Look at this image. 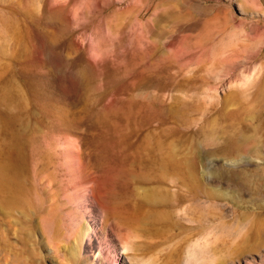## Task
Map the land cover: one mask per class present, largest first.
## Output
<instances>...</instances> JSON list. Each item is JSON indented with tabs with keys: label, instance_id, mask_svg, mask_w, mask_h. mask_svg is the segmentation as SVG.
Returning <instances> with one entry per match:
<instances>
[{
	"label": "rangeland",
	"instance_id": "1",
	"mask_svg": "<svg viewBox=\"0 0 264 264\" xmlns=\"http://www.w3.org/2000/svg\"><path fill=\"white\" fill-rule=\"evenodd\" d=\"M72 140L134 218L120 263L264 264V0H0V264H94L70 238Z\"/></svg>",
	"mask_w": 264,
	"mask_h": 264
},
{
	"label": "bare ground",
	"instance_id": "2",
	"mask_svg": "<svg viewBox=\"0 0 264 264\" xmlns=\"http://www.w3.org/2000/svg\"><path fill=\"white\" fill-rule=\"evenodd\" d=\"M91 55H92L91 56L92 57V59H91L92 62H94V61L97 62L98 60H96V59H98V57L94 53V51H93V53ZM151 109H153V108H151ZM154 110H155V108H154ZM148 112L150 113V111H148ZM149 113H147V114H149ZM151 113H150V116H151ZM156 113L153 112V114H156L155 116L159 115L158 114V111ZM159 116H162V115H159ZM146 117H148V116H146ZM59 118H60V115H59ZM62 119H63V117L61 118V120ZM154 119H156V118H154ZM59 120H57V121H59ZM61 120H60V122H61ZM145 120H146L145 122H147L148 119L146 118ZM150 120H151V117H150ZM72 121L73 120H71V123H72ZM155 121H158V120H155ZM65 122L68 123L67 121H65ZM152 122H153V120H152ZM66 123H64V124H66ZM61 125H63V124H61ZM67 125L65 126L66 128L68 127ZM67 129H69V128H67ZM108 134H110V133H108ZM76 141L78 142V140H75V142L72 140L71 142H69L67 144V148H66L67 150H65L66 151V156H65V160H64L65 161L64 164L66 165V168H67V171H68V174H69L68 177L70 178V181L68 180L69 181V183L67 185L68 188H66V192H65V195H64L65 201L68 203V205H70L71 207L75 208L76 212H74V213L75 214L76 213L78 214L77 217H75V220L73 219L77 223L75 222L76 223V226L74 227L75 229H74L73 233L70 235V238H72V240H73L72 243L74 245L73 252H75L76 255L79 256V258H83L84 260H91L92 263H94V264H122V263H120V261H121L120 260L121 250H125L126 251V250H131V248H132V246L128 247V244H129L128 242L129 241L127 242V240L125 238L127 235L125 236V234H126V231L128 232V229L131 228L130 225L132 226V224H134V223H132L133 220H134V218L132 217V215L130 213H128L129 211H125L126 209L124 210L122 208L123 202H125V201L122 200L123 202H122V205H121V203H120L121 202L120 201L121 200V197L120 198L117 197L118 199L112 200L113 198L111 196H112V194H115V192H116V190H115L116 188H114L115 185L113 186L112 184H110L108 186L110 188L111 185H112L113 186L112 188L114 190L113 193L111 192L112 193L111 196L108 195L110 193L111 188L110 189L108 188L109 189L108 190L106 188V185L103 184V183H108L109 184V182L102 181V180H101L102 181L101 182L100 180H98L93 175L92 171H90L89 167L87 166V164L84 161V158H83L84 151L82 153L81 150H80V147L82 145L81 146L80 145L78 146V143ZM84 145H86V144H84ZM255 145H256V143H255V140L254 139L249 138V137H247L245 135H242V139L241 140L235 141L233 144H231V154L232 155H235L236 154L234 157L242 158L240 156H242L244 153H250V152L254 151L253 148H254ZM87 146H88V144H87ZM86 148L87 147H84V150ZM125 150H127V149H125ZM88 152L90 153V151H88ZM125 152L127 153V151H125ZM63 154H64V152H63ZM91 155H92V153H91ZM84 157H87V155L84 156ZM88 157L90 158V156H88ZM126 159L127 158L125 157V161H127ZM239 160L240 159H237L236 161H239ZM240 161H242V160H240ZM247 161H252V160L251 159H247ZM24 162H25V160H24ZM94 165H95V163H94ZM22 166L24 168V165H22ZM133 166L135 168V165L134 164H133ZM16 167H18V166H16ZM63 168H64V166H63ZM131 168H130V170H133L134 169V168H132V169ZM16 169H18V168H16ZM64 170L65 169H63L62 171H64ZM94 170H95V168H94ZM127 171H129V170L127 169ZM127 171H126V173H128ZM17 173H18V171H17ZM100 173H101V171H100ZM130 173H133V171L130 172ZM130 173H129V176L131 175ZM196 173H197V169L195 167H193V169L191 171V175H193V177H194L196 175ZM96 174H98V173H96ZM112 174L110 173V175H112ZM120 174H122V173H120ZM107 175L109 176V173L105 174V176H107ZM133 175L136 177L137 174H132V176ZM143 176L144 175H142L141 177H143ZM17 177H18V175H17ZM135 177H134V179H135ZM100 179H102V177H100ZM115 179H117V178H115ZM111 181L112 180L110 179V182ZM119 183H121V182L119 181ZM113 184H115V183H113ZM117 184H118V182H117ZM123 187H122V189L124 190ZM199 187H201L200 189H203L204 193L206 194V197L208 196L207 198H210V199H211V197H215V196H218V195H220V196L221 195H224V193L221 191L220 188L213 187L210 184L206 185L205 187L197 186V189ZM122 189H121V191H122ZM62 191H63V188H62ZM107 191H109V192H107ZM197 192H198V190H197ZM197 192L195 190V196H194L193 199H197L198 198V196H196L197 195ZM63 193H64V191H63ZM123 193H125V192H123ZM198 194H199V192H198ZM228 195L226 194V196H228ZM116 196H114V197H116ZM64 197H63V199H64ZM229 197H231V196H229ZM110 198H112V199L110 200ZM122 198H123V196H122ZM67 206H65V207H67ZM210 206H211L210 208L213 209V206L212 205H210ZM68 209L70 210V208H68ZM75 210H73V211H75ZM213 212L214 211H210L205 217H203V220H208L215 213V212L214 213ZM79 214H80V216H79ZM71 215H72V211H71ZM134 217H136V216L134 215ZM222 219L223 218H221V220ZM70 224L72 225V223H70ZM230 226L231 225H229V222L228 221H226L224 223L222 236H224L226 238L232 237L233 231H230L229 230ZM233 228H232V230L235 229V228L234 229ZM238 228H240V226ZM239 231L240 232L237 233L238 235L243 234V233H241L242 232L241 230H239ZM129 233H132V232H129ZM207 241H208V237L205 240L204 244L205 243H207V244L210 243L209 241L208 242ZM204 244H202V248L204 247ZM205 246L207 247V245H205ZM200 248H201V246H200ZM134 250H135V248H134ZM203 250L205 251L206 248H203L201 253H204ZM198 253L199 252L197 251L196 254L195 253H194V255L192 254V256H194L193 259H192L193 260V263L191 261V263H187V264H197L195 262L200 261V260L203 261L205 259L203 256H202L203 258L201 257V259L198 258L199 257L198 256L199 255ZM205 253H208V252L206 251ZM138 257H139V255H138ZM206 258H208V257H206ZM141 259L144 262V259L143 258H141ZM138 260H139V258L136 261H138ZM178 263L179 262H177V264ZM198 263H200V262H198ZM217 263L219 264V262H217ZM212 264H213V262H212Z\"/></svg>",
	"mask_w": 264,
	"mask_h": 264
}]
</instances>
